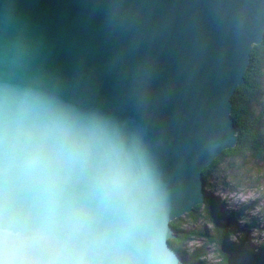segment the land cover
<instances>
[{
    "label": "water",
    "instance_id": "obj_1",
    "mask_svg": "<svg viewBox=\"0 0 264 264\" xmlns=\"http://www.w3.org/2000/svg\"><path fill=\"white\" fill-rule=\"evenodd\" d=\"M264 36V0H0V81L33 82L139 137L171 221L204 202L202 172L237 143L231 97Z\"/></svg>",
    "mask_w": 264,
    "mask_h": 264
},
{
    "label": "clouds",
    "instance_id": "obj_2",
    "mask_svg": "<svg viewBox=\"0 0 264 264\" xmlns=\"http://www.w3.org/2000/svg\"><path fill=\"white\" fill-rule=\"evenodd\" d=\"M139 137L33 82L0 81V264H167Z\"/></svg>",
    "mask_w": 264,
    "mask_h": 264
},
{
    "label": "trees",
    "instance_id": "obj_3",
    "mask_svg": "<svg viewBox=\"0 0 264 264\" xmlns=\"http://www.w3.org/2000/svg\"><path fill=\"white\" fill-rule=\"evenodd\" d=\"M264 36L259 45L253 46L250 61L244 76V82L231 97V117L237 130V143L232 149L222 152L214 162L202 172L205 197L201 205L195 206L185 217L194 223L204 220L207 230L196 228L183 229L181 219L170 224L175 228V237L169 240L170 245L180 254L184 264H205L202 258L206 255L204 248L215 247L219 257L218 264H264V247L253 252L246 243V234L255 228L251 225L245 229L243 237L237 242L230 237L239 230L240 212L228 214L223 205L210 190H206L210 181L209 174L220 164L224 157L248 155L254 159L264 156ZM259 101L256 107L254 103ZM200 241L202 246L186 256L185 247L192 241ZM203 247V248H202Z\"/></svg>",
    "mask_w": 264,
    "mask_h": 264
},
{
    "label": "rangeland",
    "instance_id": "obj_4",
    "mask_svg": "<svg viewBox=\"0 0 264 264\" xmlns=\"http://www.w3.org/2000/svg\"><path fill=\"white\" fill-rule=\"evenodd\" d=\"M264 103V98L260 100ZM259 101L254 103V106ZM223 161L209 174V183L206 190L220 200L223 210L228 214L240 212L241 221L239 230L230 237V241L237 242L243 237L248 226H255L245 237L246 243L253 252L261 246L264 247V156L254 159L248 155L239 157H224ZM203 204V203H202ZM183 229L196 228L207 230L204 220L194 223L185 215L180 217ZM249 229V228H247ZM246 229V230H247ZM202 246L200 241H192L186 247V256ZM203 248V247H202ZM206 255L201 262L205 264H218L219 257L215 247L204 248Z\"/></svg>",
    "mask_w": 264,
    "mask_h": 264
}]
</instances>
